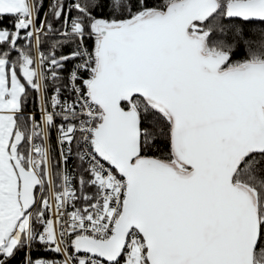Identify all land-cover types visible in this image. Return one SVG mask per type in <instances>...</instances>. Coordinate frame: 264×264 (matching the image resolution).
<instances>
[{"label":"snow or ice","instance_id":"snow-or-ice-1","mask_svg":"<svg viewBox=\"0 0 264 264\" xmlns=\"http://www.w3.org/2000/svg\"><path fill=\"white\" fill-rule=\"evenodd\" d=\"M0 264H264V0H0Z\"/></svg>","mask_w":264,"mask_h":264}]
</instances>
